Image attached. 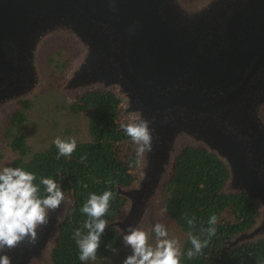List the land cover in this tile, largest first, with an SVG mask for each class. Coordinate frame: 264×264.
Masks as SVG:
<instances>
[{
	"label": "water",
	"instance_id": "1",
	"mask_svg": "<svg viewBox=\"0 0 264 264\" xmlns=\"http://www.w3.org/2000/svg\"><path fill=\"white\" fill-rule=\"evenodd\" d=\"M57 42L78 52L59 98L112 91L128 123L142 117L155 130L152 152L133 145L134 181L117 188L126 205L105 230L121 240L129 226L143 230L188 145L223 162L224 193L258 206L251 229L225 250L264 239V0H0L3 136L6 114L48 84L43 57ZM65 209L50 213L35 246L0 254L11 264H52Z\"/></svg>",
	"mask_w": 264,
	"mask_h": 264
},
{
	"label": "trees",
	"instance_id": "2",
	"mask_svg": "<svg viewBox=\"0 0 264 264\" xmlns=\"http://www.w3.org/2000/svg\"><path fill=\"white\" fill-rule=\"evenodd\" d=\"M56 54L58 73L68 63ZM50 63L55 61L50 57ZM56 108L78 116L87 114L88 140L76 141V150L70 157L59 156L58 149L51 142L46 148L34 151L27 144L20 127L27 119L26 111L30 102L21 103L7 120L4 138L14 155L7 167H20L36 176L34 183L40 187L41 177L52 178L60 183L68 197L65 216L54 249L52 264H86L79 260V249L73 233L84 229L87 216L81 208L90 194L101 195L104 191L115 193L110 201L108 213L104 217L108 223L114 221L126 200L117 194V188L130 187L134 181L131 171L138 163L132 149L130 137L121 128L127 124L122 114V101L112 92L90 91L73 101L58 100ZM68 140V138H62ZM86 157V159H81ZM228 179V171L223 162L213 153L202 148L183 146L173 163V170L162 187L165 216L182 232L180 264H264V239L256 243H242L226 249V243L238 234L248 231L258 215V206L244 194H228L222 191ZM86 185V187H85ZM217 216L216 234L208 237L201 229L209 227L208 220ZM194 217V228H190L187 218ZM208 239L209 244L200 254L189 259L187 252L192 248L188 233ZM121 248L118 233L109 228L101 237L97 259L110 257L109 250Z\"/></svg>",
	"mask_w": 264,
	"mask_h": 264
},
{
	"label": "clouds",
	"instance_id": "3",
	"mask_svg": "<svg viewBox=\"0 0 264 264\" xmlns=\"http://www.w3.org/2000/svg\"><path fill=\"white\" fill-rule=\"evenodd\" d=\"M152 121L142 117L131 123L122 124L121 128L130 137L131 142L137 145V154L143 155L153 150L154 129ZM53 143L58 149V157H70L76 150V140L57 137ZM81 159H86L82 157ZM35 174L20 167L0 168V253L10 252L21 244L35 246L38 242V230H42L49 223L50 213L55 212L65 199L60 183L52 178L41 177L40 185L44 186L41 195L40 187L34 183ZM86 187V185H85ZM115 193L104 191L101 195L90 194L81 212L87 216L82 232L77 229L73 233L79 249V260L82 262L95 261L101 244V237L108 227L104 217L108 213L110 201ZM167 212V207L161 210V215ZM190 228H194V217L187 218ZM209 227L201 229V234L212 237L216 234L217 216L213 214L208 220ZM123 235V243L130 248L123 264H180L181 247L178 239L169 238V231L165 224L155 223L151 231L140 230L129 226ZM154 233V238L153 234ZM188 239L192 248L187 257L200 254L209 244L208 239L201 240L199 236L189 232ZM115 254L116 249L109 246ZM111 264L108 257L104 258ZM0 264H11V257L0 254Z\"/></svg>",
	"mask_w": 264,
	"mask_h": 264
},
{
	"label": "rangeland",
	"instance_id": "4",
	"mask_svg": "<svg viewBox=\"0 0 264 264\" xmlns=\"http://www.w3.org/2000/svg\"><path fill=\"white\" fill-rule=\"evenodd\" d=\"M60 53L59 59H68V63L65 68L58 73L56 66L57 53ZM77 50L74 46L68 43L57 42L48 51L45 52L43 57V64L45 74L48 78V84L42 89L39 95L29 99L30 107L26 111L27 119L24 124L20 127V132L25 136L27 144L34 151L42 150L46 148L51 142L57 137L75 139L76 141L88 140L87 131V114H80L78 116L71 115L62 109L56 108V98L58 100H66L68 102L73 101L75 98H59L57 95V89L59 83L62 82V78L65 76L67 67L77 57ZM55 61L50 63L49 59ZM72 65V64H71ZM65 71V72H64ZM64 72V74H63ZM20 109L17 105L15 110ZM123 109V106H122ZM6 114L4 122L9 118L12 112ZM124 120L126 123L129 122V115L124 113ZM134 145V143H133ZM134 146H132L133 149ZM14 155L8 147L7 141L5 140L2 133L0 134V168L7 167V165L13 160ZM68 205V197L65 194V199L61 206L66 207ZM163 206L160 202L157 203L149 218L146 225L143 227L144 231H151L155 223H163L166 225L169 231V238L178 239L180 247L183 242V234L176 227V225L170 221L165 214L161 215ZM154 238V233L152 234ZM131 254L130 248L126 247L121 240V248L116 251L115 254L111 255V264H123L124 259ZM86 264H107L104 258L96 259L95 261H88Z\"/></svg>",
	"mask_w": 264,
	"mask_h": 264
}]
</instances>
